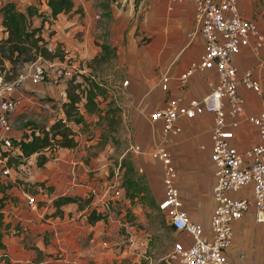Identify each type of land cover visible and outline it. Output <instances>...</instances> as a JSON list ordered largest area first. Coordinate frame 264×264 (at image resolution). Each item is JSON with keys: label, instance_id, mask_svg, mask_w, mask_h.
<instances>
[{"label": "crops", "instance_id": "1", "mask_svg": "<svg viewBox=\"0 0 264 264\" xmlns=\"http://www.w3.org/2000/svg\"><path fill=\"white\" fill-rule=\"evenodd\" d=\"M14 1L23 5L19 0ZM25 1L32 3L31 0ZM88 1L74 0L75 5L81 6L82 12H73L71 15L62 12L50 24L57 30V35L66 40L67 45L70 40L76 47L75 50L83 58L81 66L79 65L81 71L87 69V59L94 57L100 50L99 46L92 45L87 38L88 32L93 29L94 19V11L91 10ZM237 4L241 14L254 20L264 33V0H237ZM41 7H46L44 1ZM167 9L170 19L164 22L163 11H159L160 27L155 22V29L159 31L155 32L149 43L146 42L139 48L134 47L135 58L128 54V58L123 56L117 61L116 67L123 73V78L119 79V86L125 98L121 114L123 118H127L133 130L134 143H131L130 148L135 156L131 158H134L138 170L144 173L156 203L163 195L162 165L160 160L149 154V151L162 142L172 156L183 208L193 221L203 224L208 230L213 208L214 175L209 138L213 115L202 113L192 118L180 117L178 123L181 125V131L171 135L167 142L162 141L160 120L151 119L152 111L163 105L170 96H181L185 101L202 97L208 93L211 89L210 83L215 80L214 71L204 69L190 75L185 85L180 84L179 74L192 61L200 58L203 40L195 24L191 1L183 0ZM120 16L112 8L109 27L115 32H123L127 26L126 16L123 19ZM78 30L83 40L74 44L77 38H73V35ZM109 42L116 46L113 38ZM131 46L132 43L129 47ZM129 49L131 51V48ZM65 50H70L68 56H76L73 54L74 48L66 46ZM122 52L124 49L116 48L117 56H121ZM234 62L239 76L246 69H251L254 77L261 83V94L239 86L244 99V115L257 113L264 109V46L256 51L250 46L242 47L234 56ZM165 74L168 75L167 87L162 88L161 79ZM125 79H128L126 84L123 83ZM62 95L60 100H66L65 90ZM55 115H60L59 110ZM234 140L238 148H246L258 140L257 130L243 120L235 131ZM134 145L139 146V150L134 149ZM81 166L79 153H74L73 149L68 148L57 149L54 156L43 164L41 168L43 172L37 179L44 180L45 184L52 186L47 204L37 210L29 209L26 203L22 202L12 205L14 213L10 221L12 232L10 235L6 233L3 237L6 246L3 254L7 255L11 262L107 264V259L119 251L120 246H116V243L122 235L118 233L115 219L114 221L101 219L89 223L86 215H82V211L77 209V204L72 202L62 207L64 210L62 217L47 215L53 209L50 205L52 197L61 194L85 195L91 189L94 190L95 182L85 167L81 170ZM233 225L234 236L225 251L231 264H264V222L255 220L254 209L251 207ZM174 233L178 239L190 240L183 232Z\"/></svg>", "mask_w": 264, "mask_h": 264}, {"label": "built area", "instance_id": "2", "mask_svg": "<svg viewBox=\"0 0 264 264\" xmlns=\"http://www.w3.org/2000/svg\"><path fill=\"white\" fill-rule=\"evenodd\" d=\"M181 1L166 0L167 8ZM189 1L193 3L194 20L202 36L203 50L200 58L192 61L178 79L181 85H185L195 71L209 69L214 71L215 80L202 97L185 101L181 96H170L163 105L152 111L151 119L160 120L162 141L167 142L171 135L181 131L178 123L180 117L192 118L202 113L213 115L209 133L214 175L213 208L208 230L203 224L193 221L183 208L176 183L177 172L165 144L161 142L156 145L149 154L160 160L162 165L163 195L157 201L158 208L164 212L176 232L190 237L188 243L175 238L168 254V264H231L225 251L234 236L233 223L251 207L255 220L264 222V109L244 115V99L239 86L251 89L256 94H261L262 88L251 69H246L239 76L234 62V56L242 47L250 46L255 51L261 49L264 46V33L254 20L241 14L237 0ZM29 63L30 83L38 84L47 74V65L53 62L38 55ZM167 81L168 75L165 74L161 79L162 88L167 87ZM127 82L128 79L123 81L124 84ZM21 87L20 76L0 73V136L7 146H11V116L21 107L25 96ZM42 105L46 109L52 106L49 101ZM58 110L62 115L61 105ZM243 120L256 128L258 140L240 149L234 139L235 131ZM134 149L139 150V146L134 145ZM10 173V166L0 164V179L8 177ZM120 182L121 176L116 173L103 195L123 198L124 189ZM105 204L102 203V206ZM26 205L31 210L38 208L32 195H27Z\"/></svg>", "mask_w": 264, "mask_h": 264}, {"label": "rangeland", "instance_id": "3", "mask_svg": "<svg viewBox=\"0 0 264 264\" xmlns=\"http://www.w3.org/2000/svg\"><path fill=\"white\" fill-rule=\"evenodd\" d=\"M19 1L23 3V5L17 3L19 7L24 6L25 8L29 3L25 0ZM2 2L3 0H0V4ZM31 2L29 4H35L40 7L43 4L42 0H31ZM88 2L92 8L91 10L94 11L93 29L87 35L92 45L99 46L98 43L105 38L109 41L113 38L116 45L114 47L124 49L121 56L116 54L111 61L92 62L88 68H92L94 75L107 85V96L100 103L102 109L105 111L107 108L114 106L122 107L125 98L120 89L119 81L121 80L120 78H123V73L118 71L116 67L117 61L123 56L128 58V54L135 58L133 54L134 47H142L144 43H149L148 41L153 39L155 32L159 31L155 29V22L160 27V16L158 14L161 12L159 11H163L164 22L170 19L166 0H89ZM75 7L81 8L80 5H75ZM112 8L121 15L122 19L126 16L127 26L123 32H115L109 27ZM73 12L74 10L64 13H70L71 15ZM79 12L82 11L74 13ZM96 13L99 15H95ZM39 20V18L34 16L35 24H38ZM50 24L46 22L42 32L49 49H52V51L56 49L59 55L54 58L42 56L44 59H52L53 62L47 65V74L44 80L38 84L30 83L28 76L30 70L29 62L16 63L15 69L12 68L11 64L7 63V71H4L6 76H16L17 74L21 77V91L25 93L21 107L11 116L12 130L9 134L10 138L21 137L25 132H29V127L47 124L59 109V105L62 102L60 98L66 89L67 79L81 71L79 69L83 58L75 50L76 47L70 40L67 45L66 40L64 38L61 39L57 35V30ZM1 34L2 30L0 27ZM75 37L77 41L75 40L74 44L83 40L80 30L74 32L73 38ZM131 43L132 46L129 47ZM66 46L74 48L73 54H76V56H68L70 50H65ZM129 48H131L132 52ZM89 59H87L86 65L93 57ZM9 68L10 70H8ZM65 71H69V73H65ZM45 101L51 103V108L46 109L43 107L42 104ZM86 119L90 123L89 127L85 129L78 128V126L75 127L79 145L73 149V152L81 155V170L85 167L87 169L85 170L95 182L94 190L90 188L91 191H89L94 195L92 206L95 205L98 209L108 213L105 221L115 219L118 224V233L122 235L121 239L116 243V246H120L119 251L116 255L110 256L106 263L168 264V254L173 247L176 238L175 233L164 212L158 207L149 205L148 199L150 196L146 192H141L134 200L130 201L125 196L117 198L111 194L103 195L105 187L112 181L116 173L120 174L122 178L126 165L120 168L119 162L124 153L127 152L128 158L126 159L128 162L130 161V156H135L130 148L131 143H134V136L129 121L127 118L122 117L117 131L113 134L115 138L111 139L112 132H109L108 136H111L103 140L99 137L103 132L106 119L98 120L95 113L87 114ZM107 132L108 130H106ZM10 147L4 144L0 136V155L7 148L10 149V152L14 151L15 148ZM45 153L47 155L51 154L49 150ZM38 158L39 156L33 154L25 164L13 165L11 173L7 178L3 179V184H9L6 192L10 194V199L4 209L6 216L4 227L9 235L12 232V222L10 221L14 215L12 205L15 206L18 202L26 203L27 195H32L35 198L38 208L45 206L48 202L47 197L50 196L51 189L47 186L34 184V181L39 179V175L43 172L41 169L43 165L37 164ZM131 159L134 162V158ZM5 162L6 159L0 157V164H5ZM139 173H141L140 170ZM102 203H106L105 206H102ZM189 241L187 240L186 242ZM1 262L2 260H0V264Z\"/></svg>", "mask_w": 264, "mask_h": 264}, {"label": "trees", "instance_id": "4", "mask_svg": "<svg viewBox=\"0 0 264 264\" xmlns=\"http://www.w3.org/2000/svg\"><path fill=\"white\" fill-rule=\"evenodd\" d=\"M43 1L45 8L35 4H28L25 8H20L14 0H6L0 4V27L2 30L0 35V73L7 71V63L11 64L12 68L15 69L16 63L30 62L38 55L48 58H54L59 55L56 49L52 51L46 44L42 32L44 23H51L62 12L71 10L78 12L82 8L75 7L74 0ZM34 16L40 19L38 24L33 21ZM98 45L101 50L86 65L87 69L67 79L66 100L60 104L62 115L55 116L48 125L29 127V132H25L19 138H10L11 147L15 148L14 151L10 152V149L7 148L0 155L1 158L6 159L5 164L7 166L25 164L33 154L39 156L37 164L42 166L54 156L57 149L76 148L79 145V138L75 127L78 126V128L85 129L90 124L85 114L95 113L98 120L106 119L100 139L109 138L111 136H108L109 132H112L111 139L115 138L113 134L121 123L122 107L114 106L107 108L105 111L102 109L100 103L107 96V85L94 75L92 68L89 69L88 67L91 66L92 62L111 61L116 55V48L106 38ZM106 130H108L107 133ZM47 150L51 152L50 155L45 153ZM126 153H124L119 162L120 168L126 165L120 182L124 189V196L132 201L139 193L146 192L150 196L148 199L149 205L157 208L158 204L146 183L144 173H139L131 156L130 161H127L126 158L128 156ZM3 179H0V260H3V264H17L11 262L9 257L3 254L6 247L3 237L7 233L4 227V207L10 199V194L6 192L9 184H3ZM34 184L47 186L52 190V186L45 185L44 180H36ZM93 199L94 195L90 192L85 195H56L51 198L50 205L53 209L47 215L62 217L64 215L62 207L72 202L77 204V209L82 211V215H86L89 223H94L101 219L106 220L108 213L92 206ZM171 228L176 232L172 225Z\"/></svg>", "mask_w": 264, "mask_h": 264}]
</instances>
